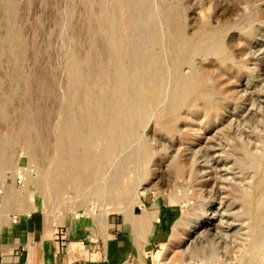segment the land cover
Listing matches in <instances>:
<instances>
[{
    "label": "rangeland",
    "instance_id": "1",
    "mask_svg": "<svg viewBox=\"0 0 264 264\" xmlns=\"http://www.w3.org/2000/svg\"><path fill=\"white\" fill-rule=\"evenodd\" d=\"M100 14L129 49L128 68L98 34ZM75 47L90 57L87 86L97 87L101 61L107 93L124 77L134 122L101 169L83 139V180L55 198L37 181L53 165L65 112L81 137L88 128L68 100ZM140 60L158 75L156 98ZM183 76L197 84L170 111ZM0 140V263L19 264L38 231L58 236V249L84 241L110 264H264V0H0Z\"/></svg>",
    "mask_w": 264,
    "mask_h": 264
},
{
    "label": "bare ground",
    "instance_id": "2",
    "mask_svg": "<svg viewBox=\"0 0 264 264\" xmlns=\"http://www.w3.org/2000/svg\"><path fill=\"white\" fill-rule=\"evenodd\" d=\"M115 1H118V0H115ZM119 1H122V0H119ZM100 21H101V23L103 22V24L105 26L104 27L102 26L98 30V32H99L98 34L107 36L109 38V47H111L113 54L116 56L115 58H117V60H118V65H119L120 61L128 60V62H127V64H128L127 68H128L131 64L130 60H129V59H131L130 58L131 57L130 51H129V49L124 48L123 38H122L120 32L117 33L118 30L116 32V30H115L116 28H114V29L111 28V26H112L111 24H113V23H111V22H113L112 18H110L106 14H100ZM127 25H128V23H127ZM98 26H100V25H98ZM89 28H87V30ZM91 29L92 28H90L89 30H91ZM97 29H98V27H97ZM174 30H175L176 36L179 37L180 41H182L181 43L184 44V47L185 46L188 47L189 41L185 40V38H183L181 36L180 31L177 28ZM95 31H97V30H95ZM90 32H92V30ZM88 33H87V35H88ZM154 35L155 34L153 33L152 37H154ZM173 37H175V36H173ZM89 38H90V36H89ZM175 40H177V38ZM99 45H100V48H98L99 46H97V48L100 49V51H98V52H100V53L102 52V54H103L105 52V49H106L105 45L103 44V42ZM13 49H11V50L13 51ZM72 50L74 52H72L73 54H72L71 64H70V67L68 68V70H69L68 71V80H69V85H70L68 100L72 104L77 105V107L79 109L78 114L81 116L83 122L88 125V128H87L86 136L81 137L77 133V130L73 127V124H72V121L70 118L71 112H68V113H67V111L65 112L66 113V119L64 120V124L62 126L61 134L59 136V141L57 144H55L56 145L55 146V152H54L55 160H54V162L52 161L53 165L49 169V172L48 171H46V173L42 172L40 174V177L38 178V181H37L38 187L49 188L50 193L55 198L57 197L59 189L64 184L72 183V184H74V186L75 185L78 186V184L80 182H82V180H83V177L80 174L81 164L79 162V155H78L79 154L78 153L79 145L83 139H85L86 143L92 149V151H93L92 154L94 155L92 157L97 158L95 160L97 168L101 169L102 164L107 162L109 159H111L112 156H115L117 154V152H116L117 149L120 148V146H122L124 144V142L127 140V138L129 137L130 131L132 129L133 122H134V115H133L132 111L125 109V107H127L129 104V101H128L129 98H128V90H127V86H126V80L124 79V77L121 76L117 79V81L115 83V87L113 89L111 88V91L108 92L109 93L108 94L106 92V89H103L102 86L101 87H99V86H100V83L102 84V82L109 80L112 76H110L106 73V71L102 67V64H100L102 61L101 62L99 61L100 63L98 64V66H97V64L94 63L95 68L98 67V72H95V73H97V75H96V78L95 77L93 78L94 83H92V81H91V83L93 85H97L98 88L95 87V89H93L92 86H87V81H89L88 84H90V80L88 79L90 77L87 76L86 73H88V72H85V71H86L87 67H88V69L90 68L89 67L90 66L89 64H91L90 60H89L90 57L88 59V56H86L85 54H83L85 56L80 55L79 47L76 49H72ZM109 51L111 52L110 48H109ZM10 53L12 55V52H10ZM104 54H106V53H104ZM114 55H112V56L114 57ZM149 57H151V56H149ZM110 58H111V55H110ZM100 59H102V57ZM124 67L125 66L122 65V68H124ZM136 68H137L136 71L140 70L141 68L147 69L148 78H147L145 84L142 83V84H144L143 89H144V92L148 96H150L151 98H156L157 93H159L158 92V75L154 70V66L151 63H147V62H146V64H143L142 61L140 60V64H138L136 66ZM112 75H114V74H112ZM196 84H197V82H195V79L192 76L181 77L180 80L175 85V88L173 87L174 98L172 99L171 104L169 105V110L175 111L177 109V107H179L178 106L179 103L188 95L189 91L191 89H193L196 86ZM77 85H82L84 87L83 90L81 89V92L76 91ZM48 88L50 89V87H48ZM109 88H110V85H109ZM108 99H110V101L112 100V104H111L112 108L110 107L111 108L110 115L112 118L109 121L107 120L108 121L107 122L105 120V116L108 115V111H107L108 106L106 107L105 103L108 101ZM27 115H29V112H27ZM172 127L169 126V128L167 130L172 132L173 130H175ZM80 130H83V129H80ZM25 142H26L25 144H27V148L29 149V151H31V153L33 155L34 154V152H33L34 143L29 138H26ZM82 148H83V146H82ZM3 149H4V146L2 145V142L0 140V172L3 170V167L4 168L6 167L4 164L8 165L7 164L8 159H7L6 154L4 155L5 151ZM83 150H84V148H83ZM251 157H252L251 158L252 163L255 164L257 162V158L255 156H251ZM6 168H8V167H6ZM4 173H5V177L8 178L9 174H10L9 169H6L4 171ZM28 179H30V178H28ZM29 181H32V180H29ZM130 188H131V183L126 185L124 187V190L127 191ZM8 192H9V190H8ZM253 192H254V190H253ZM50 200H51V198H50ZM9 201H11V198L6 199V202H9ZM214 211L216 212V209ZM10 218H12V216ZM218 225L219 224H217V227H218Z\"/></svg>",
    "mask_w": 264,
    "mask_h": 264
},
{
    "label": "crops",
    "instance_id": "3",
    "mask_svg": "<svg viewBox=\"0 0 264 264\" xmlns=\"http://www.w3.org/2000/svg\"><path fill=\"white\" fill-rule=\"evenodd\" d=\"M73 234L77 236V240L84 239V232L81 229L73 230ZM56 237L58 236L54 233L52 236L44 232L39 233L37 231L34 233L30 240V247L26 243L22 247L19 257H17L19 264H110L95 248L89 251L83 244L84 241L80 242L82 246H68L58 249L60 242L55 239ZM67 239L69 240V237ZM63 243L61 242V244ZM29 251L30 255L28 254ZM0 264H6V262Z\"/></svg>",
    "mask_w": 264,
    "mask_h": 264
}]
</instances>
